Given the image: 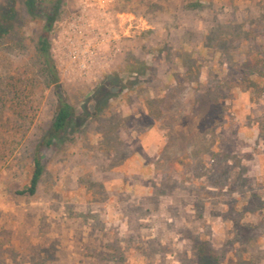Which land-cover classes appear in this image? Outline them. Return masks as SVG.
<instances>
[{
  "label": "rangeland",
  "instance_id": "374dc122",
  "mask_svg": "<svg viewBox=\"0 0 264 264\" xmlns=\"http://www.w3.org/2000/svg\"><path fill=\"white\" fill-rule=\"evenodd\" d=\"M84 1L0 0V264H264V0ZM69 23L108 29L86 69L51 51Z\"/></svg>",
  "mask_w": 264,
  "mask_h": 264
},
{
  "label": "built area",
  "instance_id": "2783aa9c",
  "mask_svg": "<svg viewBox=\"0 0 264 264\" xmlns=\"http://www.w3.org/2000/svg\"><path fill=\"white\" fill-rule=\"evenodd\" d=\"M106 5L105 0H85L79 10L78 19H84L87 16L91 17L92 11H96L108 23L109 11ZM73 24L69 23L67 29H65V42L55 41L51 51L56 53L61 66L83 70L93 65V61L103 45L109 41L107 39L109 35L107 34L108 29L93 27L94 25L91 24L89 31H81L76 29V27H72ZM91 35H95V37H90Z\"/></svg>",
  "mask_w": 264,
  "mask_h": 264
},
{
  "label": "trees",
  "instance_id": "16d2710c",
  "mask_svg": "<svg viewBox=\"0 0 264 264\" xmlns=\"http://www.w3.org/2000/svg\"><path fill=\"white\" fill-rule=\"evenodd\" d=\"M8 15L2 14L0 16V36H2L6 31L7 27L4 25L5 21H7ZM53 18L50 15L47 19V23L45 25L44 32L47 33L52 24ZM39 54L43 58L45 73L47 77L51 78L53 83H56L55 86L56 94H57V105L55 108L53 120L51 122L50 128L47 132V136L45 137L43 143L46 147L50 148L53 143L63 137L66 133L67 127L70 123L71 118L74 114V107L62 96L59 91V78L55 71V66L50 57L49 52V41L47 36L43 35V37L39 41L38 45ZM44 169L43 158L40 155L39 151L35 152L33 157V165L30 176L29 185L21 190H18L17 193L20 195H34L41 177V174Z\"/></svg>",
  "mask_w": 264,
  "mask_h": 264
}]
</instances>
